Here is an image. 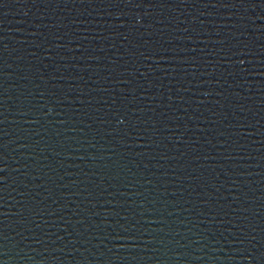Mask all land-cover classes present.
I'll list each match as a JSON object with an SVG mask.
<instances>
[{"label":"water","instance_id":"water-1","mask_svg":"<svg viewBox=\"0 0 264 264\" xmlns=\"http://www.w3.org/2000/svg\"><path fill=\"white\" fill-rule=\"evenodd\" d=\"M0 264H264V0H0Z\"/></svg>","mask_w":264,"mask_h":264}]
</instances>
